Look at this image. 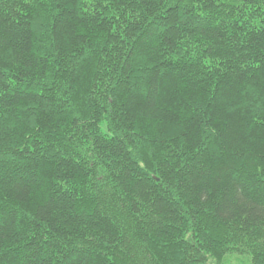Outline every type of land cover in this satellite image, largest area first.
Wrapping results in <instances>:
<instances>
[{
	"label": "trees",
	"instance_id": "obj_1",
	"mask_svg": "<svg viewBox=\"0 0 264 264\" xmlns=\"http://www.w3.org/2000/svg\"><path fill=\"white\" fill-rule=\"evenodd\" d=\"M264 264V0H0V264Z\"/></svg>",
	"mask_w": 264,
	"mask_h": 264
},
{
	"label": "rangeland",
	"instance_id": "obj_2",
	"mask_svg": "<svg viewBox=\"0 0 264 264\" xmlns=\"http://www.w3.org/2000/svg\"><path fill=\"white\" fill-rule=\"evenodd\" d=\"M225 261L233 264H249V259L245 255H229L225 258Z\"/></svg>",
	"mask_w": 264,
	"mask_h": 264
}]
</instances>
